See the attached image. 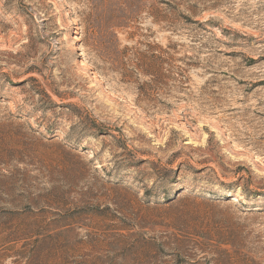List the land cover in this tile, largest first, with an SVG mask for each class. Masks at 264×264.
Instances as JSON below:
<instances>
[{"label": "rangeland", "instance_id": "obj_1", "mask_svg": "<svg viewBox=\"0 0 264 264\" xmlns=\"http://www.w3.org/2000/svg\"><path fill=\"white\" fill-rule=\"evenodd\" d=\"M0 264H264V0H0Z\"/></svg>", "mask_w": 264, "mask_h": 264}]
</instances>
